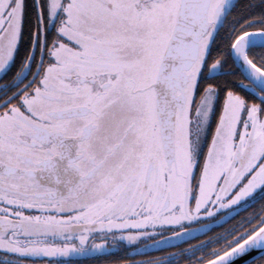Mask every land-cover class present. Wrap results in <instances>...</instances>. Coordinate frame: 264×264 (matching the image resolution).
Returning <instances> with one entry per match:
<instances>
[{"label": "snow or ice", "instance_id": "1", "mask_svg": "<svg viewBox=\"0 0 264 264\" xmlns=\"http://www.w3.org/2000/svg\"><path fill=\"white\" fill-rule=\"evenodd\" d=\"M109 241L264 264V0H0V264Z\"/></svg>", "mask_w": 264, "mask_h": 264}, {"label": "flooded vegetation", "instance_id": "2", "mask_svg": "<svg viewBox=\"0 0 264 264\" xmlns=\"http://www.w3.org/2000/svg\"><path fill=\"white\" fill-rule=\"evenodd\" d=\"M245 209L244 205H241L240 207L236 208L234 211H232L229 214H226L223 218L217 219L213 224L209 225L210 228H213L215 232L217 233H225L227 230L232 229L229 221L234 216L238 215L240 212H242ZM246 214H241L239 216L240 220H243V217H245ZM197 236H200V239H206V237L200 235L199 233L196 234ZM96 242H99L97 240ZM197 241L196 239H192L191 243L195 244ZM91 243V241H90ZM112 242L109 241V248L103 255H86V256H74L72 258L73 264H117L118 261L131 259L132 261L138 262L141 260H146L154 256H161L162 251L161 249L163 246L158 248L157 246H153L149 242L148 248H138V247H131L125 244L124 246H111ZM184 247H187V244L184 245ZM168 252H175L174 247H169L166 249ZM199 255V253H197Z\"/></svg>", "mask_w": 264, "mask_h": 264}, {"label": "trees", "instance_id": "3", "mask_svg": "<svg viewBox=\"0 0 264 264\" xmlns=\"http://www.w3.org/2000/svg\"><path fill=\"white\" fill-rule=\"evenodd\" d=\"M251 210H252L251 208H248L247 211H245V209H244V210H243L242 212H240L238 215H236V216H234L232 219H230L229 223H230L231 227L239 226V224L243 222V220H240V219H239V216H240L241 214H246V216H247V215L249 214V212H251Z\"/></svg>", "mask_w": 264, "mask_h": 264}]
</instances>
